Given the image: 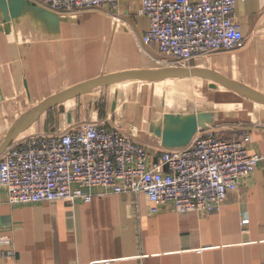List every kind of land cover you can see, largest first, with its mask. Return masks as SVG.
I'll return each mask as SVG.
<instances>
[{
    "label": "crops",
    "instance_id": "crops-1",
    "mask_svg": "<svg viewBox=\"0 0 264 264\" xmlns=\"http://www.w3.org/2000/svg\"><path fill=\"white\" fill-rule=\"evenodd\" d=\"M140 7L141 0H117L114 11L65 14L0 0V147L14 129L22 139L95 122L117 127L153 159L199 134L229 142L246 135L260 162L210 213H177L172 205L153 213L143 193L12 205L0 188V264H264V101L185 73L71 91L101 76L171 67L154 44L142 42L149 21ZM234 16L244 47L186 67L264 95V0L237 3Z\"/></svg>",
    "mask_w": 264,
    "mask_h": 264
},
{
    "label": "built area",
    "instance_id": "built-area-1",
    "mask_svg": "<svg viewBox=\"0 0 264 264\" xmlns=\"http://www.w3.org/2000/svg\"><path fill=\"white\" fill-rule=\"evenodd\" d=\"M29 1L65 14L117 7V0ZM245 1L141 0L137 14L149 21L142 42L154 44L170 66L242 49L246 39L234 12L237 3ZM248 140L245 135L243 141L229 142L203 133L187 146L153 159L116 127L80 124L60 134L14 139L0 156V188L12 205L56 201L73 205L94 195L143 193L153 213L163 205H172L177 213H210L260 162V155L249 154ZM12 254L13 250L7 252Z\"/></svg>",
    "mask_w": 264,
    "mask_h": 264
},
{
    "label": "water",
    "instance_id": "water-1",
    "mask_svg": "<svg viewBox=\"0 0 264 264\" xmlns=\"http://www.w3.org/2000/svg\"><path fill=\"white\" fill-rule=\"evenodd\" d=\"M190 74V75H204L206 77H209L211 79L216 80L217 82H219L222 86H224L225 88L235 92L236 94L240 95V96H244V97H248L251 99H257V100H262L264 101V95L259 94L251 89H248L246 87L237 85L235 83H232L214 73L208 72V71H200L197 69H190L187 67H179V66H171L167 69H165L162 72L159 73H154V74H149V75H135V74H130V73H118V74H112V75H107V76H101L98 77L97 79L88 81L82 85H78L74 88L71 89V91H83L89 88H92L94 86H98V85H103V84H107L113 80L116 79H140V80H146V79H155V78H160V77H165V76H170V75H179V74ZM49 102L46 101L45 103H42L39 107V110L44 108L45 105ZM15 129L10 132L6 138V140L4 141V143L1 145L0 147V154L2 153V151L6 148V146H8L12 140L15 137Z\"/></svg>",
    "mask_w": 264,
    "mask_h": 264
},
{
    "label": "rangeland",
    "instance_id": "rangeland-1",
    "mask_svg": "<svg viewBox=\"0 0 264 264\" xmlns=\"http://www.w3.org/2000/svg\"><path fill=\"white\" fill-rule=\"evenodd\" d=\"M55 113V114H54ZM54 113H52V114H47L48 115V117H49V115H51V117L53 116H55L56 115V112H54ZM37 123L39 124V125H42L43 124V121H42V119L40 118V120H37ZM51 126H54L53 124H51ZM59 126H56L55 128H54V130L55 129H57Z\"/></svg>",
    "mask_w": 264,
    "mask_h": 264
},
{
    "label": "bare ground",
    "instance_id": "bare-ground-1",
    "mask_svg": "<svg viewBox=\"0 0 264 264\" xmlns=\"http://www.w3.org/2000/svg\"><path fill=\"white\" fill-rule=\"evenodd\" d=\"M116 22H117V21H116ZM186 66H187V65H186ZM186 66H179V67H186ZM116 128H117V127H116ZM8 146H9V145H8ZM8 146H7V148H8ZM7 148H6V149H7ZM4 152H5V151H4Z\"/></svg>",
    "mask_w": 264,
    "mask_h": 264
}]
</instances>
